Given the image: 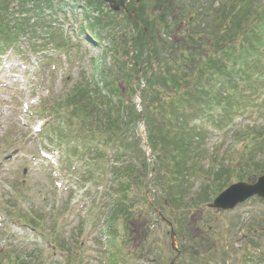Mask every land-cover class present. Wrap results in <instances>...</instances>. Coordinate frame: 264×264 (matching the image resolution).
Here are the masks:
<instances>
[{
	"label": "trees",
	"instance_id": "obj_1",
	"mask_svg": "<svg viewBox=\"0 0 264 264\" xmlns=\"http://www.w3.org/2000/svg\"><path fill=\"white\" fill-rule=\"evenodd\" d=\"M62 1L0 0V54L11 49L21 51L20 42L27 52L46 50V39L55 50H71L74 44L63 34L64 24L57 18L64 12ZM146 3L142 2L136 10L142 25L135 24L132 48L134 63L143 67L142 115L154 159V187L161 194L158 196L161 201L155 206L163 212L168 210L166 200L169 209L187 211L192 202L194 206L208 203L212 197L210 191L220 192L230 178L228 170L223 167L218 170V164L213 165L209 172L214 181L209 183L204 199L184 202L191 187L187 166L193 156L200 157L204 150L205 134L198 124L203 119L241 116L242 112L245 114L264 104V4L258 9L249 0H229L215 10L209 5L211 10L206 11H201L204 6L191 4L192 13L184 10L186 4L168 2L172 8L166 6L167 0H156L151 3V15L144 10ZM158 9L161 13L154 15ZM174 9L180 13L174 14ZM98 12L97 17H91L83 9V18L88 22L80 25L77 35L90 34L95 41L104 40L106 35L115 39L118 27L127 25L125 18L103 10ZM181 17L185 18L180 29L182 37L170 38L178 33L175 26ZM129 42L130 37L123 35L121 41L115 39L110 48L109 67L103 69V74L101 69L97 71L101 77L91 80L83 77L62 99L46 108L50 115L58 117L59 123L57 128L47 131L48 141L54 134L59 143L71 144L66 153L77 162L86 160L79 183L102 185L105 190L101 208L110 244L118 237L119 225L130 237L135 220L148 223L151 211L144 195L149 186V165L145 152L136 151L137 146L141 147V139L134 133L139 114L130 102L131 94H135L130 81L133 85L138 72L128 52ZM111 67L118 68V73ZM119 72L125 74L122 79ZM251 131L253 136L248 138V134L243 140L252 143L248 146L247 142V147L253 148L255 144L264 148V128H251ZM263 154L257 157L256 151L252 152L253 158L246 161L247 164L252 161L258 164L260 161L256 162V158L263 161L257 165L256 172H251L250 181L264 174ZM243 177L238 180H244ZM13 216L27 220L37 229L44 222L43 216L34 219L17 209H13ZM177 230L184 232L181 222ZM191 244L195 243L191 241ZM20 258H13L9 250L0 253V263ZM71 263L69 260L68 264ZM14 264L29 263L21 259ZM111 264L118 261L114 258Z\"/></svg>",
	"mask_w": 264,
	"mask_h": 264
},
{
	"label": "rangeland",
	"instance_id": "obj_2",
	"mask_svg": "<svg viewBox=\"0 0 264 264\" xmlns=\"http://www.w3.org/2000/svg\"><path fill=\"white\" fill-rule=\"evenodd\" d=\"M88 1L69 0L70 3H76L79 8L74 13L78 19L81 16L79 11L84 7L89 10L88 14L91 17H97L98 11L103 9L89 6ZM154 1L156 0L147 1L148 3L144 5L146 14H151V3ZM249 1H252L253 6L258 9L264 4V0ZM168 2L186 4L184 9L186 11H191V4L204 6L201 11H206L210 9L209 5H211L212 10H215L229 0H167L166 6H171ZM158 5L161 4L158 2ZM103 6L109 8L106 4ZM173 11L174 14L180 13L179 9ZM156 13L160 14L161 10L158 9L154 15H157ZM66 18L67 25L70 23L77 26L74 16L67 15ZM138 19L139 26H141L142 24ZM180 19L181 21H178L175 26L178 33L172 34L171 32L173 36L171 35L170 38L182 37L183 34L180 29H183L185 18L181 17ZM79 24L82 23L78 20ZM83 24H85L84 21ZM72 25L70 28L68 26L65 28V33L68 34L71 42L77 44L82 39L89 41L86 36L77 38V32H70L73 29ZM122 35L124 38L135 37L136 31L132 24L129 28L116 31L115 39ZM163 36L168 35L163 33ZM115 39L108 38L106 35L104 41L100 43L96 42L94 45L83 43L81 45L83 54L80 56L84 57L83 59L67 64L64 62L63 56L61 57L62 63L56 69L53 66L49 67V65L43 64V56L46 55V51L44 53L27 52L22 49L23 47L26 48L22 42H20L21 51L8 52L0 57V253L10 250L14 256L22 257V262L27 261L29 263L31 258L39 257L41 258L39 264H65L64 259L67 253L60 251L52 258L46 254L47 248L45 252L42 249L39 252L35 251L33 247L43 244V242L23 225L25 223L21 222L20 218L9 219V215L4 212V209H7L6 204L10 202L22 209V212L32 210L34 215H49L53 207L56 206L57 210L59 207L60 210L53 212L49 217L46 216V221L51 222L49 219L53 216H56L57 220L59 217L56 228L58 231L57 243L60 244L61 240H67L66 246L75 249L74 253L77 254V259L79 255L80 264H104L105 259L101 255L102 252H108L107 244L104 246L100 242V238L103 242L105 240L104 234H102L106 228L104 215L100 208L93 210V202L98 203L102 187H99L98 190L91 187L87 194L83 193L84 190L81 191L75 187L74 181L76 179L74 180L75 175L70 174L72 168L68 164L69 156L63 153L65 147L58 148L47 143L45 131L47 124L44 125L46 122L44 119L47 118V115L42 113L41 106L44 103V107H47L62 99L65 92L80 82L83 77L99 79L101 75L97 71L100 72L101 69L102 73L105 72L103 69L109 67L112 52H109L108 47L111 40L113 42ZM44 44H46V48H49L50 43L47 39ZM126 45L128 47V43ZM77 56L76 54L74 57L77 58ZM71 60L73 61V57ZM112 69L118 73V68ZM50 70H55V72L49 73ZM123 75L125 74L119 72L120 79L123 78ZM130 82V87L133 86L132 89L135 92L138 91V85L145 83L142 74L134 79L133 85L132 80ZM90 85L93 87L92 82ZM120 85L123 84L120 83ZM262 94L264 95V91ZM130 102L140 105V101L137 100L134 93L130 96ZM240 115L223 121L218 120L220 123H214L215 128L209 123L203 125L206 132L204 138L202 137L204 150L199 155L200 157L195 158L193 156L187 166L190 174L188 182L191 187L185 196V203L189 204L191 199L196 202L200 198L204 199L209 183L214 181L209 170L218 162L224 170H228L226 172H229L230 175L224 188L234 181H239L240 176L243 177L248 173H250L249 176L243 177V179L250 181L248 178L252 177L251 172H256V169H259L257 165L263 162L262 158L255 159L256 162L260 161L258 164L253 161L247 164L246 161L253 158L252 152L256 151L257 156L264 152V148L262 145L255 146V144H253V148H248L246 145L248 141L243 140L248 134L250 135L248 138L253 136L252 133L254 132L251 131V128H264V104L256 110H247L245 114L242 112ZM54 126L57 128L58 123ZM37 128L40 129V132L34 131ZM139 128L140 126H137V130L134 132L135 136H140L141 139V147L137 146L136 151L146 152L143 142H146L147 138H144V134L140 135ZM250 144L252 143L249 141L248 146ZM45 151L48 153H44ZM42 154L46 155L47 158ZM257 157H262V155ZM150 161L153 165L154 159L150 157ZM211 161L213 165H210ZM244 166H250L251 169L247 171ZM217 167L218 170L221 169L220 166ZM86 189L88 190L89 186H86ZM175 190L177 191L178 188ZM15 191H19L20 195L23 194L22 197H17ZM214 194L210 191L212 197ZM158 196V191L156 192L151 187L148 194L149 201L152 204L153 202H160L161 199ZM206 203L203 202L201 205L194 206L192 202L187 211L180 209L178 211L175 207V211L166 210L162 212L165 220L171 221L174 218H179L185 236H189L190 244L191 241L197 242L193 237L198 236L201 232L210 237L208 240H210L211 246L208 248L199 245L185 247L187 239L184 240V237L180 236L181 234H177V247L181 254L176 264H207L205 259L212 260L210 264H244L243 260H245L249 250L244 249L241 253L235 254L236 250H242L243 244L248 243L255 236L260 245L256 252H264L263 202L253 198L227 212L203 210L202 208L205 207ZM198 206L201 209H198ZM64 207H67L68 210H63ZM66 218L68 219L65 221ZM148 218V223L139 221L137 224L135 221L131 238L125 235V230L119 225L117 227L119 232L117 240L122 244L120 246L117 244V246L123 250L124 254L134 249L135 252H141L143 255L142 259L135 257L128 264H169L175 256L170 244V229L157 214L152 215L150 213ZM206 238L205 236V240ZM239 246L241 249H237ZM143 252L147 256H144ZM253 252L251 251V253Z\"/></svg>",
	"mask_w": 264,
	"mask_h": 264
},
{
	"label": "water",
	"instance_id": "obj_3",
	"mask_svg": "<svg viewBox=\"0 0 264 264\" xmlns=\"http://www.w3.org/2000/svg\"><path fill=\"white\" fill-rule=\"evenodd\" d=\"M92 1H103L108 3L112 10L118 11L119 8L125 10V5L129 0H92ZM140 1V0H137ZM147 146V145H146ZM258 196L264 198V176H261L252 184L237 183L230 186L224 192H222L214 202L209 205L210 208H216L221 210L233 209L237 204L242 203L246 199L252 196ZM168 225L171 227L170 223ZM171 247L175 248V234L171 229ZM173 264V262L171 263Z\"/></svg>",
	"mask_w": 264,
	"mask_h": 264
}]
</instances>
